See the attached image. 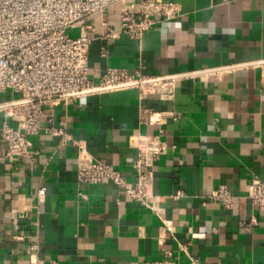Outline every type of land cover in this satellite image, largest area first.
Listing matches in <instances>:
<instances>
[{"label":"crops","instance_id":"crops-1","mask_svg":"<svg viewBox=\"0 0 264 264\" xmlns=\"http://www.w3.org/2000/svg\"><path fill=\"white\" fill-rule=\"evenodd\" d=\"M141 1L87 19L94 29L91 78L98 81L108 66L155 77L189 73L179 79L175 99L141 101L137 89H121L62 102L54 114L131 184L133 137L162 133L170 149L154 165V191L170 228L116 185L78 182L76 148L59 147L57 137H32L35 161L15 163L4 159L9 147L0 138V264H155L169 251L179 264H191L178 244L192 231L207 233L190 247L205 264H264V211L247 197L253 177L264 179V0H169L182 15L141 40L122 35L102 57L104 23L118 28L121 15L137 12ZM70 33L77 37L79 30ZM143 106L180 117L143 125ZM4 121L1 111L0 132ZM220 185L237 195L233 210L207 200ZM19 199L30 202L27 217L13 207Z\"/></svg>","mask_w":264,"mask_h":264},{"label":"built area","instance_id":"built-area-1","mask_svg":"<svg viewBox=\"0 0 264 264\" xmlns=\"http://www.w3.org/2000/svg\"><path fill=\"white\" fill-rule=\"evenodd\" d=\"M126 1L0 0V112L5 115L0 138L9 147L4 159L10 163L19 159L35 161L38 152L32 149V137L45 132L59 139V147L76 148L74 159L77 161L78 182H110L170 228L160 197L154 191V165L170 149L162 133H138L133 137L132 145L138 153L133 165L136 182L131 184L113 164L105 159H95L85 143L68 131L65 123H56L55 120L56 106L89 94L131 88L139 91L141 101L151 95L173 101L179 79L189 77V73L155 77L108 66L98 81L91 78L90 46L94 29L86 21L91 16L104 14L110 6ZM180 15L182 9L175 2L142 0L137 5V12L121 15L118 28L104 23L107 31L100 37L102 57L107 58L110 43L122 35L141 40L160 22ZM74 29L79 30L77 37L70 33ZM261 80L264 84V67ZM179 117L180 113L175 110L143 106L140 123L163 126L170 119ZM45 192V187L39 189V195ZM247 197L264 211L263 178L253 177ZM237 198L226 185H220L208 195L207 200L233 210ZM13 207L19 217L24 218L31 205L29 201L19 199L13 201ZM252 222L256 223L255 219ZM206 237L204 231H192L189 241L179 242V251L189 257L191 264H205L192 255L190 247L192 241ZM159 242L165 243L164 233L160 234ZM166 254L169 258L155 264H179L178 256L170 251ZM31 264L40 263L34 259Z\"/></svg>","mask_w":264,"mask_h":264}]
</instances>
